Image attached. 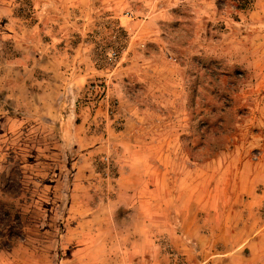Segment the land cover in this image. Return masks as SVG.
<instances>
[{
	"label": "rangeland",
	"instance_id": "obj_1",
	"mask_svg": "<svg viewBox=\"0 0 264 264\" xmlns=\"http://www.w3.org/2000/svg\"><path fill=\"white\" fill-rule=\"evenodd\" d=\"M0 264H264V0H0Z\"/></svg>",
	"mask_w": 264,
	"mask_h": 264
}]
</instances>
